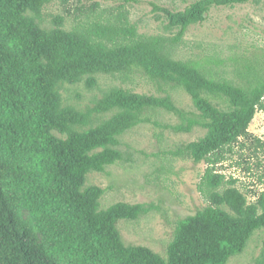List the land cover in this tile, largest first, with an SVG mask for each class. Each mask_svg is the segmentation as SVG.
Segmentation results:
<instances>
[{
	"label": "trees",
	"instance_id": "trees-1",
	"mask_svg": "<svg viewBox=\"0 0 264 264\" xmlns=\"http://www.w3.org/2000/svg\"><path fill=\"white\" fill-rule=\"evenodd\" d=\"M54 1L0 0V264H227L242 255L264 232V189L248 203L215 166L241 139L264 147L248 132L264 112V55H172L211 9L252 0H197L182 11L154 7L165 21L157 35L138 33L124 7L97 11V3L84 8L80 0L83 17L72 27L62 14H47L45 24L43 11ZM226 63L231 77L219 74ZM134 74L163 96L109 87L84 108L63 101L66 86L90 90L98 75ZM173 90L189 97L191 111L176 104ZM160 112L177 120L160 124L165 130L204 131L169 154L208 165L200 183L206 205L175 224L162 255L126 245L118 230V222L136 221L152 206L103 208L106 189L87 185L90 175L124 163L123 135ZM252 264H264V238Z\"/></svg>",
	"mask_w": 264,
	"mask_h": 264
},
{
	"label": "rangeland",
	"instance_id": "rangeland-1",
	"mask_svg": "<svg viewBox=\"0 0 264 264\" xmlns=\"http://www.w3.org/2000/svg\"><path fill=\"white\" fill-rule=\"evenodd\" d=\"M195 1L80 0L79 5L88 8L90 4L97 3V11H114L117 7H124L138 33L157 35L164 33L165 21L163 12L154 10V7L182 11ZM77 7L78 0H68L66 5L55 0L43 11L45 24L48 22L50 25L51 19L47 14H62L65 16L66 28L72 27L83 17ZM212 53L224 60L233 58L235 54L248 57L251 54L264 55V0L211 9L203 23L187 29L172 56L175 59H193ZM230 65L226 63L219 74L231 77L228 74L231 68L227 67ZM96 78L97 86L90 90L84 84L64 87L61 91L64 103L84 108L100 98L109 87L163 96L156 87L136 74L126 79L105 75ZM173 91L171 96L176 104L191 111L189 97L181 90ZM148 117L152 123L141 124L121 138V150L130 155V161L123 154L124 163L108 168L107 173L88 175L87 185L106 189L101 202L103 208L117 202L152 206L149 213L136 221L118 222V230L126 245L145 246L162 255L171 240L175 224L206 205L200 183L208 165L206 162L195 164L191 159L169 154L177 146L202 138L204 131L194 128L190 134L174 133L159 126L176 125L177 120L171 115L148 113ZM248 132L264 142V112L255 114ZM241 144L243 147H240ZM215 172L223 175L226 182L236 181L233 187L246 197L248 203L254 202L264 189V147H259L253 140L241 139L233 152L215 166ZM263 238L264 232L256 233L243 254L232 258L227 264H252Z\"/></svg>",
	"mask_w": 264,
	"mask_h": 264
}]
</instances>
